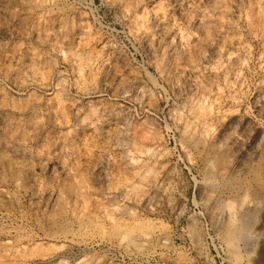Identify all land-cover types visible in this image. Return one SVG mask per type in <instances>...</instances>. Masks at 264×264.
<instances>
[{
  "label": "rangeland",
  "instance_id": "obj_1",
  "mask_svg": "<svg viewBox=\"0 0 264 264\" xmlns=\"http://www.w3.org/2000/svg\"><path fill=\"white\" fill-rule=\"evenodd\" d=\"M50 1L0 0L8 11L2 24L21 32L0 37V54L26 43L45 58L38 65L45 79L39 90L16 92L0 72L4 103L48 104L55 112L43 139H64L51 154L41 140L34 147L40 161L16 157L8 134L12 128L16 136L26 133L23 118L0 109V129L7 124L0 131V264H264V116L258 113L264 104V0H184L178 18L173 0ZM152 8L173 27L148 57L139 39L153 28L140 21ZM54 20L69 36L77 34L66 54L44 45V27ZM32 23L41 31L39 41L30 37L26 25ZM134 26L138 40L129 32ZM214 35L218 44L202 65ZM102 45L116 60L99 85L100 76L85 70ZM75 69L85 71L80 81ZM179 70L207 80L182 105L169 88ZM127 74L135 86L115 97ZM106 106L111 114L102 117ZM77 119L89 136L85 147L73 145ZM245 129L246 145L236 152L231 140ZM109 130L111 144L98 170L83 165L84 148L101 143ZM29 175L43 180L39 192H31ZM214 195L219 199L212 203ZM140 231L149 238L135 253ZM227 241L234 249L230 259Z\"/></svg>",
  "mask_w": 264,
  "mask_h": 264
},
{
  "label": "bare ground",
  "instance_id": "obj_2",
  "mask_svg": "<svg viewBox=\"0 0 264 264\" xmlns=\"http://www.w3.org/2000/svg\"><path fill=\"white\" fill-rule=\"evenodd\" d=\"M50 2L52 3L53 0H51ZM173 2L176 3V5H175V7L173 9V14L177 17V16L180 15L181 11L183 10V7L185 6L184 5L185 3H184V0H173ZM4 7L0 8V37H5V38H8V39H12L14 37L16 38L17 36H21V32H19L17 28H6L2 24V21L5 19L6 15L8 13L7 9H5ZM141 19H142L140 21L141 23H143V22L148 23L149 26H151L153 28V31H152V34L151 35L146 34V33H144V34L142 33L141 35H143V36H142V38L139 39V41H140V43L142 45V49L146 52V54L148 55V57L149 56L150 57H153L154 54H155V52H156V50L154 51V48L160 49L161 46L170 39L171 30H172V27H173V24H172L173 22L171 23L168 20L167 21L159 20L156 17L153 8H152V10H146V11L142 12V18ZM44 20L46 22V18ZM20 21L21 20L18 19L14 23V26L13 27H19ZM138 22H139V20H138ZM63 24H65V23H63ZM26 26H27V28H29L28 31H29L30 37L33 39V41L34 40L35 41H39L40 40V34H41V31L39 30V28L38 27H35L33 23L32 24H27ZM230 27H231V24H230V22H228L227 23V28H230ZM41 28H42V26H41ZM44 28H46V30H45V36H46V38L48 40V42L45 41L47 43H44V45L46 47H48V49L51 52H55L57 54H58V52H64L65 50H67L68 49V45L71 42V40L75 39V37L77 36V34H73L72 36H69L66 33L65 29L63 28V26H62V24H61V22L59 20H54L50 24L46 25V27H44ZM137 31H138V28L136 26H134L133 29H132V31L130 30L129 32H131V34L133 35V37L138 40L139 37L137 36ZM214 36L215 37L213 38L212 43L209 44L210 46L208 47V50L205 53H203L201 55V57H200V60L199 61H200V64H202V65L207 64V62L209 61L211 48L215 45V43L218 40V35H214ZM28 40H29V38H28ZM15 41L16 40H14V42ZM216 44H218V43H216ZM15 46H14V48L8 50L7 52H9V53H7L6 55H3L2 56V53L0 54V72L2 73V77L1 78L5 82H7V84H9L10 86H12L13 89L16 90V92H19V93L20 92H23V91H33V90H36V89L39 90L44 85V82H45L44 80L45 79L41 75V72H39L38 65L43 64L44 61H45V58L42 57V55H38V53L34 52L26 43L25 44L18 45L16 47ZM9 47H11V46H9ZM98 51H100V53L97 52L95 56H92V57L90 56L91 59H90V61H87L88 64H87V68H86L85 71L86 72H89V73L90 72H96L98 74V76H100L99 85H102L104 83V79H105V77L107 75V72L109 70L110 65L113 62H115V60H116V57H115L116 53L114 55L112 53L111 54L107 53L108 51L105 52V46H103L101 48V50H98ZM158 52H160V51H158ZM90 54H92V53L90 52ZM88 59H89V57H88ZM84 68H85V66H84ZM80 70H81V68H80ZM80 70H76V69L73 70V74H74L75 78L77 79V81H80L81 80L82 74L85 72L84 70H83L84 72H81ZM204 83H207V80L204 79V78L203 79H199L198 77L195 76V74L193 72H191V71H180L179 70V72H173V75H172L171 80H170V87L169 88H170L171 93H172V96L174 97V99L177 102V104L178 105H182L183 102H185V100H187L190 96H192L194 94V92L197 89H199L201 87V85H203ZM117 84H118V82H117ZM134 84H136V80L130 74H127L126 77H125V79L122 80V81H120V83L118 84L117 88L115 89L117 91H114V96L117 97V96L123 94L124 92H126V90H130L129 88H131L132 86L134 87L135 86ZM43 87H45V86H43ZM103 87H104V89L106 91H110V92L113 91V89H114V87L112 89L111 86H103ZM4 102H6L5 101V95H4V92L0 90V109L3 108L4 110H9V111L11 110V111H14L15 113H17L20 116L19 118H23L22 125L24 126V129L26 130V133L23 132L24 135L23 136L21 135L22 137L15 135V133H16L15 128H12V131L9 132V134H8L9 135L10 142L14 145L13 146L14 149H15L14 154L16 155V157L17 156L20 157V155L21 156L27 155L28 157L34 156L37 159V160L35 159L36 161H40V157L41 156L37 152L36 153L34 152V147L37 144H39V142L41 140H43L44 143H47L48 144V150H47V153L48 154H51V153L55 152L61 145H63L62 144V141L64 139H61L60 136L59 137L58 136H54V134L52 135V137H49L46 140L43 139L44 128L47 126V123L53 117L54 112H55V111L53 112L54 109L52 110V108L48 104H46V103L43 104L38 99H31L26 104L18 105L17 107H12V106H8L7 103H4ZM4 104H6V105H4ZM111 109L112 108H110L109 106L108 107L106 106L105 108H101V110L99 111V113H100V115H102V117L103 116H105V117L106 116H110L111 111H112ZM258 113L261 116H264V104L259 107ZM8 123H10V122H8ZM75 124H77V126H78V131H76L78 133H77V136L74 137L75 139L73 138L74 139L73 145L74 146L76 145L77 147H79V146L80 147H85L86 146L85 145L86 138L89 137V136H87V134L85 136V132H84L85 131V126L83 124V121L81 119H77ZM6 126H7V124H6V122H4V124L2 125V128L0 129V131L1 132H4ZM18 126H19V124H18ZM246 127H248V126H246ZM110 131H112V130H109L108 133H107V135L105 137L103 136L104 138H103V141L101 143L98 142L99 144H95V145H93L91 147L84 148V154L82 153L83 156H81V157H83L82 158L83 165H89V167L91 166L90 168L94 170L95 168H97L99 160L102 159V158H104V157H106L107 147L110 146V144H111L110 142H111L112 135H113V134L111 135L112 132H110ZM246 133L247 132H246V129H245L244 132H243V134H239V135L235 134V137L234 136H233V138L231 137L232 138V140H231L232 141V145L235 148V151H236V149H239L240 147H242L247 142V139L248 138L246 139V136L248 135V133H247V135H246ZM245 140H246V142H245ZM242 150H243V148H242ZM14 167H15V171H20V167L18 166L17 163H16V165ZM86 168H87V166H86ZM98 168H97V170H98ZM222 175H223L224 179L226 177H228L225 173H223ZM109 179H107V180H109ZM147 179H149V178H147ZM113 181H115V180L113 179ZM146 182H147V180H146ZM27 183L29 185V188H30L31 192H39V190L45 185L44 182H43V180H41L40 178H35L34 176H30V175H29V178L27 180ZM161 185H162L161 186V189H165V187L167 186L166 183L165 184L162 183ZM110 188L108 190H110ZM210 198H212L211 200H213L212 203H215L216 200L219 199V197L218 196H215V195L212 196V197H210ZM227 201H229V200H227ZM121 206H123V205H121ZM116 208L118 210H120L121 207L117 205ZM121 213H122V215L123 214L124 215L127 214V212H124V211L122 212V210H121ZM111 224L112 225H115V226L116 225H119L116 222H113ZM68 236H64V237H60V238L63 239V240H65V241L74 242V243H81L82 244V243H85L86 242V241H84L81 238H70ZM148 236L149 235H147V233H144L142 231H140V232H138L136 234V239L139 241L140 244L134 245L135 247L133 248V251L135 250V253L137 252L138 249L140 250L139 247L140 246L142 247V244H144L145 241L149 238ZM122 238H123V236H122ZM130 242H131L130 240L129 241H124L123 244L124 245H127ZM227 242H226L227 258L230 259V258H233L234 257L233 256L234 249H233L231 243H229V242L227 243ZM89 263H96V260H93V261H91Z\"/></svg>",
  "mask_w": 264,
  "mask_h": 264
}]
</instances>
